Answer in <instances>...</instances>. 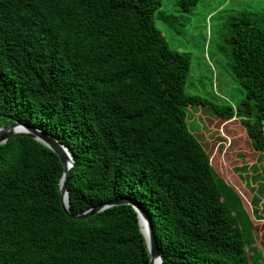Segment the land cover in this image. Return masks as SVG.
Here are the masks:
<instances>
[{
  "label": "trees",
  "instance_id": "trees-1",
  "mask_svg": "<svg viewBox=\"0 0 264 264\" xmlns=\"http://www.w3.org/2000/svg\"><path fill=\"white\" fill-rule=\"evenodd\" d=\"M199 1L176 6L190 14ZM161 6L0 0V128L18 121L71 151V214L121 198L142 207L163 264H264L261 219L217 177L185 122V108L210 107L264 152V11L216 25L214 54L245 94L233 107L185 94L192 54L168 44L156 20L178 19ZM62 174L58 155L28 136L0 144V264H149L132 205L71 218Z\"/></svg>",
  "mask_w": 264,
  "mask_h": 264
},
{
  "label": "rangeland",
  "instance_id": "rangeland-1",
  "mask_svg": "<svg viewBox=\"0 0 264 264\" xmlns=\"http://www.w3.org/2000/svg\"><path fill=\"white\" fill-rule=\"evenodd\" d=\"M238 11L262 12L264 0H200L190 14L180 13L176 0H162L158 14L175 16L178 23L169 25L161 18L156 20L157 26L170 46L192 54L186 95L233 107L245 96L229 70L228 61L216 56L213 49L216 25ZM185 122L207 151L217 177L235 190L249 216L256 214L261 219L256 223L264 242V152L251 148L240 121L224 122L210 107L185 108Z\"/></svg>",
  "mask_w": 264,
  "mask_h": 264
},
{
  "label": "water",
  "instance_id": "water-1",
  "mask_svg": "<svg viewBox=\"0 0 264 264\" xmlns=\"http://www.w3.org/2000/svg\"><path fill=\"white\" fill-rule=\"evenodd\" d=\"M17 135L28 136L40 142L41 144H43L58 155L61 164L63 165V174L59 181L61 207L67 215H69L71 218L82 219L93 214L99 213L102 210L112 206H116L119 204H131L133 209L137 213L140 232L144 238V243L149 256V264H163L158 247L155 242V236L149 217L142 207L137 205L135 202H132L128 198H121L117 200H112L104 205H99L90 208L77 215L71 214L69 211V194L67 190L68 175L74 164L71 151L65 145L59 143L58 140L55 139L53 136L45 133L44 131L36 127H30L18 121L9 127L0 128V144L5 143L7 139ZM142 226H144L146 234H144Z\"/></svg>",
  "mask_w": 264,
  "mask_h": 264
},
{
  "label": "built area",
  "instance_id": "built-area-1",
  "mask_svg": "<svg viewBox=\"0 0 264 264\" xmlns=\"http://www.w3.org/2000/svg\"><path fill=\"white\" fill-rule=\"evenodd\" d=\"M262 138H263V141H264V126L262 127Z\"/></svg>",
  "mask_w": 264,
  "mask_h": 264
},
{
  "label": "bare ground",
  "instance_id": "bare-ground-1",
  "mask_svg": "<svg viewBox=\"0 0 264 264\" xmlns=\"http://www.w3.org/2000/svg\"><path fill=\"white\" fill-rule=\"evenodd\" d=\"M142 229H143V232L146 234V231H145V228H144V226H142Z\"/></svg>",
  "mask_w": 264,
  "mask_h": 264
}]
</instances>
